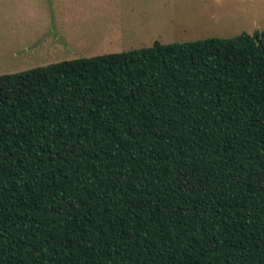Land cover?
<instances>
[{"label":"trees","instance_id":"16d2710c","mask_svg":"<svg viewBox=\"0 0 264 264\" xmlns=\"http://www.w3.org/2000/svg\"><path fill=\"white\" fill-rule=\"evenodd\" d=\"M0 264H264V30L0 75Z\"/></svg>","mask_w":264,"mask_h":264},{"label":"rangeland","instance_id":"374dc122","mask_svg":"<svg viewBox=\"0 0 264 264\" xmlns=\"http://www.w3.org/2000/svg\"><path fill=\"white\" fill-rule=\"evenodd\" d=\"M43 4L56 12L50 14L51 27ZM256 30H264V0H0V75L155 41L230 38ZM55 35L61 42L47 54L49 46L39 42L56 40ZM32 46L35 50H26Z\"/></svg>","mask_w":264,"mask_h":264},{"label":"crops","instance_id":"0c3cea01","mask_svg":"<svg viewBox=\"0 0 264 264\" xmlns=\"http://www.w3.org/2000/svg\"><path fill=\"white\" fill-rule=\"evenodd\" d=\"M41 10L43 12H45L47 10L50 11V13H49V20H50V27H51L54 24V21L50 17V14H55L56 13V12H53L52 5L50 4V6H48V4H43ZM53 19H54V17H53ZM55 22H56V18H55ZM48 28H49V26H48ZM55 38H56V40H41L39 42V44H44L45 46H47V45L49 46L48 49L44 50L45 53L50 54L51 52L55 53L57 51V46H58L57 44L61 42V40H60L61 38H58L59 40H57L56 35H55ZM63 44H65V43H63ZM55 46H56V49H55ZM66 46H67V44H66ZM59 47H61L60 44H59ZM26 50L27 51H31V50L33 51V50H35V48H34V46H32V48L27 47ZM60 51H61V48L59 49V52Z\"/></svg>","mask_w":264,"mask_h":264}]
</instances>
